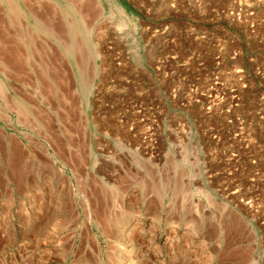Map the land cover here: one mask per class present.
<instances>
[{
	"label": "rangeland",
	"instance_id": "374dc122",
	"mask_svg": "<svg viewBox=\"0 0 264 264\" xmlns=\"http://www.w3.org/2000/svg\"><path fill=\"white\" fill-rule=\"evenodd\" d=\"M0 264H264V0H0Z\"/></svg>",
	"mask_w": 264,
	"mask_h": 264
},
{
	"label": "bare ground",
	"instance_id": "6f19581e",
	"mask_svg": "<svg viewBox=\"0 0 264 264\" xmlns=\"http://www.w3.org/2000/svg\"><path fill=\"white\" fill-rule=\"evenodd\" d=\"M1 88V87H0Z\"/></svg>",
	"mask_w": 264,
	"mask_h": 264
}]
</instances>
